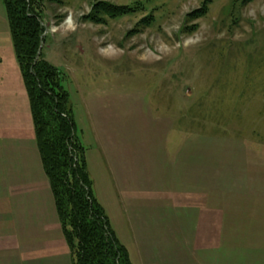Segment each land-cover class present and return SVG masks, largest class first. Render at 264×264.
Wrapping results in <instances>:
<instances>
[{"label": "rangeland", "instance_id": "1", "mask_svg": "<svg viewBox=\"0 0 264 264\" xmlns=\"http://www.w3.org/2000/svg\"><path fill=\"white\" fill-rule=\"evenodd\" d=\"M101 3L127 14L93 12ZM33 4L111 229L127 236L114 171L125 183L127 163L143 159L152 190L227 210L218 251H264V0Z\"/></svg>", "mask_w": 264, "mask_h": 264}, {"label": "crops", "instance_id": "2", "mask_svg": "<svg viewBox=\"0 0 264 264\" xmlns=\"http://www.w3.org/2000/svg\"><path fill=\"white\" fill-rule=\"evenodd\" d=\"M145 165L143 159L127 163L131 171L125 183L119 169L114 171L127 236L113 231L132 264H264V251L256 241L254 251H218L226 241L227 210L215 209L207 194L152 190ZM190 171L198 174V166ZM96 200L106 212L105 204ZM0 264H71L4 18L0 25Z\"/></svg>", "mask_w": 264, "mask_h": 264}, {"label": "trees", "instance_id": "3", "mask_svg": "<svg viewBox=\"0 0 264 264\" xmlns=\"http://www.w3.org/2000/svg\"><path fill=\"white\" fill-rule=\"evenodd\" d=\"M2 3L29 99L37 151L71 264H132L92 192L85 150L76 136L59 73L39 52L44 38L41 16L35 11L33 0ZM93 9L104 11L109 17L127 14L126 8L105 3L96 4Z\"/></svg>", "mask_w": 264, "mask_h": 264}, {"label": "water", "instance_id": "4", "mask_svg": "<svg viewBox=\"0 0 264 264\" xmlns=\"http://www.w3.org/2000/svg\"><path fill=\"white\" fill-rule=\"evenodd\" d=\"M39 52H40V49H39ZM39 54V53H38Z\"/></svg>", "mask_w": 264, "mask_h": 264}, {"label": "bare ground", "instance_id": "5", "mask_svg": "<svg viewBox=\"0 0 264 264\" xmlns=\"http://www.w3.org/2000/svg\"><path fill=\"white\" fill-rule=\"evenodd\" d=\"M68 23V22H67Z\"/></svg>", "mask_w": 264, "mask_h": 264}]
</instances>
